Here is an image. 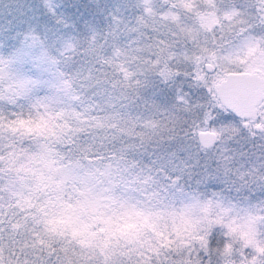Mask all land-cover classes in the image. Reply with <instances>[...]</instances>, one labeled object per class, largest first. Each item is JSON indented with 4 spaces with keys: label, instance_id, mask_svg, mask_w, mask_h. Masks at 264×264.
<instances>
[{
    "label": "snow or ice",
    "instance_id": "snow-or-ice-1",
    "mask_svg": "<svg viewBox=\"0 0 264 264\" xmlns=\"http://www.w3.org/2000/svg\"><path fill=\"white\" fill-rule=\"evenodd\" d=\"M0 264H264V0H0Z\"/></svg>",
    "mask_w": 264,
    "mask_h": 264
}]
</instances>
